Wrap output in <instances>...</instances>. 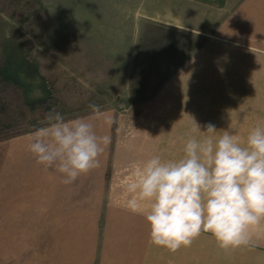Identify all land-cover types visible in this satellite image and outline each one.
<instances>
[{"label": "rangeland", "instance_id": "obj_1", "mask_svg": "<svg viewBox=\"0 0 264 264\" xmlns=\"http://www.w3.org/2000/svg\"><path fill=\"white\" fill-rule=\"evenodd\" d=\"M134 13L135 0H0V264H264V223L248 247L223 251L203 234L173 253L150 244L144 216L126 208L134 165L153 155L179 159L184 146L149 136L134 144L142 133L130 123L148 116L130 112L119 95ZM222 51L216 80L185 94L199 108L206 102L205 120L221 124L217 133L231 130L243 142L264 125V50ZM89 105L111 117V127L94 120L111 142L98 168L65 185L54 168L36 163L30 137L50 112L91 119ZM119 133L128 150L116 143Z\"/></svg>", "mask_w": 264, "mask_h": 264}, {"label": "clouds", "instance_id": "obj_2", "mask_svg": "<svg viewBox=\"0 0 264 264\" xmlns=\"http://www.w3.org/2000/svg\"><path fill=\"white\" fill-rule=\"evenodd\" d=\"M93 117L65 120L50 112L47 124L31 134L28 151L38 165L54 168L62 183L73 184L100 166L110 144L98 135L94 120L111 127L112 119L98 105H89ZM190 136L179 159L160 155L134 165L124 185L125 206L143 215L149 225V243L175 253L209 234L223 251L253 244V229L264 223V125L252 128L246 140L231 130L217 135L206 125Z\"/></svg>", "mask_w": 264, "mask_h": 264}, {"label": "crops", "instance_id": "obj_3", "mask_svg": "<svg viewBox=\"0 0 264 264\" xmlns=\"http://www.w3.org/2000/svg\"><path fill=\"white\" fill-rule=\"evenodd\" d=\"M260 19H264V0H135L119 93L130 112L148 116L144 122L130 123L131 129L142 133L134 144H143L140 140L149 136L158 140L156 144L184 145L192 135L202 138V133L193 131L196 124L200 131H206L208 124L220 130V123L205 120L206 102L199 108L192 103L196 96L185 91H204V84L198 82L216 80L223 46L264 50V40L258 43L254 36L262 26ZM126 124L121 122L118 130ZM116 136L119 146H128L122 151L128 150L131 143L120 142L121 133Z\"/></svg>", "mask_w": 264, "mask_h": 264}]
</instances>
